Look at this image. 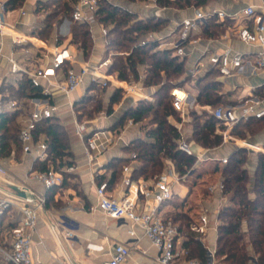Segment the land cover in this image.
<instances>
[{"label": "trees", "instance_id": "obj_1", "mask_svg": "<svg viewBox=\"0 0 264 264\" xmlns=\"http://www.w3.org/2000/svg\"><path fill=\"white\" fill-rule=\"evenodd\" d=\"M25 0H7L8 9L20 7ZM76 0H37L33 12L39 17L31 30L32 35L45 40L52 36L54 28L64 18L70 20L69 43L74 45L82 59H87L92 49V37L88 23L71 19V12ZM135 2L141 0H121ZM206 0H155L162 6L184 8L190 5H200ZM94 20L102 27L109 26L106 34L104 56L111 57L108 72L113 73L120 80H137L139 73L144 74L142 84L145 87H155L154 100H137L129 105L118 119L109 126L115 133L119 132L127 120L142 122L143 134L132 140L123 149L134 157H114L104 167L109 170L108 185L117 181L123 166L131 159L137 165L131 169V181L139 178H155L163 169L165 159H169L179 176L191 171L196 162L194 155L176 149V141L180 137L178 127L174 122L180 120V114L172 106L171 90L175 87H186L193 81L196 89L195 100L200 105H222L226 96L220 93L222 83L216 79L217 69L211 68L192 77L186 72L184 58L174 53V48H159L155 40L148 38L141 43L140 37L150 32H159L167 25V19L157 16L139 18L137 13L124 5L115 4L110 0H97L93 12ZM223 21L208 20V25L201 31V35L215 37L221 31ZM65 37H58L57 43ZM67 64L62 65L64 71ZM101 87L99 83L90 82L85 87L84 94L73 103V110L77 119L92 120L101 111V102L96 99V93ZM2 96L0 102H24L31 96H41V89L30 83L24 74H16L12 79L2 82L0 86ZM122 90L114 88L108 97L105 108L106 115L112 113L113 105L119 102ZM21 106H14L10 111L0 112V160L11 154L17 156L21 150L18 139L19 115ZM190 138L203 148L211 149L222 143V136L216 132L217 128H224L207 110L198 114L189 109ZM85 116V117H84ZM174 120V122L172 121ZM264 125V116L250 117L235 123L230 132L244 136L246 132L256 133ZM35 137H42L47 143V156L43 160H36L32 169L47 170L61 168L73 164L70 143L66 129L59 119L52 115L36 123ZM247 150L235 148L227 157V162L220 168L223 183L222 193L227 197L228 204L217 213V239L214 250L216 262L225 264H264V153L257 152L253 182L244 168L247 162ZM62 172V171H61ZM66 173L62 172V183L45 190L43 208L60 207L59 200L53 195L57 189L66 186ZM74 177V176H73ZM106 178L102 173L96 176L97 184ZM252 183V185H251ZM69 185V184H68ZM251 185V186H250ZM254 197L250 198L249 193ZM53 202V204H52ZM2 215L0 216V245L2 244ZM177 225L178 236L182 235L181 247L183 258H195L206 263L207 250L202 237L190 229L194 222L188 213L178 211L170 218ZM245 223V230L242 224ZM7 227H10L7 225Z\"/></svg>", "mask_w": 264, "mask_h": 264}, {"label": "crops", "instance_id": "obj_2", "mask_svg": "<svg viewBox=\"0 0 264 264\" xmlns=\"http://www.w3.org/2000/svg\"><path fill=\"white\" fill-rule=\"evenodd\" d=\"M115 4L124 5L129 7L130 4H126L121 0H110ZM36 0H25L22 5L26 10L24 16H18L16 12L11 13L8 17L10 22H16L18 28L26 35L29 36L31 41H26L22 44L14 45L10 42L9 38H4L0 53V86L2 82L12 79L15 74H10L8 71L7 57L13 56L20 61H26V63L32 66L44 65L50 61V55H44L45 51L42 44L48 45L54 44L53 37L57 34V26H55L52 36L48 39L42 40L32 35L31 30L34 28L35 22L38 20V16L33 12ZM139 10H144L147 15L163 17L167 19V26L159 33H151L154 37L168 36V43L164 44L168 47L170 43H181L184 46L185 54L180 58H184V66L186 72L192 77L204 74L205 71L210 70L212 66L207 64L205 55L209 54L219 48L230 47L231 49L240 52L245 59L254 60L255 54L259 49L256 44L245 43L238 37V29L243 25L250 24V18H246L242 15V10L246 6H253L256 9L264 10V0H206L203 4L198 6L190 5L184 8L172 7V6H145L143 0L138 5ZM132 7V6H131ZM134 9V8H132ZM223 10L227 15L222 19H217L215 12ZM137 11V10H135ZM138 12V11H137ZM154 12H158L154 14ZM197 12H202L207 15L208 20L213 19L216 21H223L221 27L222 31L215 37H206L201 35V31L207 27L200 26L195 32L188 37L187 40L181 41V21L184 18L194 17ZM144 16L146 14H143ZM64 24H68L67 21ZM90 33L92 37V49L87 59L80 57L78 49L69 43L70 34L67 33L64 40L58 44L59 46H66L68 50L76 57L79 61H88L92 63L99 62L105 58V38L99 34L101 26L96 22L89 24ZM196 39V42H192L190 39ZM168 45V46H167ZM28 49V54L24 53V50ZM202 61L205 63L204 67H197L196 64ZM75 69L78 70L77 65H74ZM250 70V69H249ZM108 71V70H107ZM109 73V72H108ZM113 81H108L105 88L107 89L106 98L109 97L110 93L114 88L122 90L123 98H126L127 104L121 108V113L129 105H134L137 100L142 99L138 94H132L127 92L123 87V83L129 80H120L115 74L109 73ZM63 71L58 72V79H63ZM222 83L220 93L226 96L225 104H237L244 102L246 98L253 96L262 102H264V69H254V71L240 72L230 76L218 75L216 77ZM101 78L96 81H89V76L86 75V86L90 82L99 83L101 87ZM117 83H115V81ZM185 89L189 94V109L193 107L197 109L199 106L202 110L211 108L210 105H200L195 100L196 89L191 85L186 87H180ZM154 91L155 87H142L140 92L151 95L150 92ZM2 93H0V98ZM51 101L56 106L53 111V115L59 119V122L64 126L67 131L70 151L72 153L71 158L74 166V177L72 184L60 187L53 195V198L61 200L62 204L60 207H54L53 213L50 209H44L45 212L38 216L36 221V227L31 233L32 239V264H104L109 258L111 249L116 242L126 244L130 248V253L123 264H159L156 260L157 249L152 245L149 238L143 233L142 228L137 225H131L128 220L115 219L104 215L101 211L95 208L96 205V194L95 185L97 184L96 176L102 173L106 174L104 180L109 179V170L104 167L105 164L114 157H126L130 158L131 154L124 151L123 147L127 146L132 140L143 134L142 122H134L128 124V120L120 129L115 133L109 129L121 115L120 112L116 114L107 115L106 117H99L93 123L84 120L89 128H96L107 130L114 136V142L105 150L103 155L94 161L90 166L87 164L83 144L80 138L75 133L73 124V113L68 107V100L75 101L78 99V92H71L70 95L66 96L62 92L54 91L52 93ZM154 100V99H153ZM10 102V101H9ZM9 102H0V112L3 110L10 111L14 107H10ZM120 104H122L120 102ZM22 112L19 115V120L26 116L30 106L27 99L21 103ZM68 114H64V113ZM210 113V112H209ZM76 116V115H75ZM187 115L185 120L174 122L178 127L180 137L183 138L196 153L203 155L199 162L201 165H207L203 167L202 171L197 172L196 180H201L202 183L208 182L211 179L212 183L206 184V187L202 189V194L194 192L195 184L192 185V189L188 191V184H185L187 177H191L195 169L187 172L186 174L179 176L177 182L172 184V196L169 200L160 204L158 210L159 214L163 217L170 218V216L176 211H184L193 217L194 222H197L201 214H207V229L205 233L201 235L203 244L207 250L213 251L216 246L217 239V225L219 223L217 219V213L220 209L228 204L227 197L222 193V188H218V183L222 182L220 168L223 164L220 159L228 157L231 151L235 148H245L248 153L252 155V160L244 164L251 181L253 182V176L256 166L257 152L261 150H255L252 148H246L247 143L242 141H248L257 146L264 148V125L254 134L246 132L244 136H239L229 133L235 137V141L227 140L214 148L206 149L196 144L190 138V126L188 123ZM69 121L72 123V127L69 128L67 124ZM185 123L188 125H185ZM68 126V129L66 128ZM69 130V131H68ZM247 135V136H246ZM42 138V137H40ZM43 139V138H42ZM244 144V145H242ZM253 146V145H252ZM264 153V152H262ZM132 158V157H131ZM170 164V167L174 169L172 162L169 159H165ZM34 160L28 154L23 153L21 150L17 156L11 154L8 158L1 159L0 165L3 166L7 172V177L10 182L21 183L31 187L38 193H45V188L35 181L28 178V173L33 170ZM225 164V163H224ZM131 169L137 165V161L131 159L129 163ZM124 165V166H125ZM175 171V169H174ZM176 172V171H175ZM131 173V172H130ZM177 173V172H176ZM122 175L113 184H109L107 187L106 194L112 197H120L127 193L128 186L122 184ZM179 175V174H178ZM139 180H144L148 185L152 184L154 178L133 180V183ZM195 180V181H196ZM223 184V183H222ZM4 190L13 192L11 189V183H1ZM187 185V186H186ZM252 185V183H251ZM250 185V186H251ZM223 187V186H222ZM176 198L174 196L176 195ZM3 194L0 192V195ZM58 197V198H57ZM249 197L253 198L254 193L250 192ZM179 198V199H178ZM178 199V200H177ZM194 199V200H193ZM151 200V199H150ZM195 201L197 204L196 208L189 209L191 207V201ZM49 210V211H48ZM2 241L3 245L0 248H9V242L7 237V230L13 225L18 217L19 212L10 208L5 210L2 214ZM61 218H66L70 221V224L63 223ZM132 228L134 233L129 234L128 229ZM245 223L242 224V229L245 230ZM6 233V236H5ZM183 236L179 235L175 242V247L178 252L176 262H182L186 260L183 258V249L181 247V241ZM88 243L100 245V250H91L87 247ZM211 262V259L207 258V263ZM0 264H7L3 261L0 253ZM213 264H225L214 261ZM253 264V262L251 263Z\"/></svg>", "mask_w": 264, "mask_h": 264}, {"label": "built area", "instance_id": "obj_3", "mask_svg": "<svg viewBox=\"0 0 264 264\" xmlns=\"http://www.w3.org/2000/svg\"><path fill=\"white\" fill-rule=\"evenodd\" d=\"M37 1V0H36ZM7 0H0V53L4 38H9L14 45L31 41L29 36L24 34L17 26L16 22H10L8 17L11 13L16 12L18 16H24L26 10L24 5L18 8L8 9ZM97 0H76L71 12V19L77 22L91 24L94 22L93 12L96 8ZM145 6H156L155 0H143ZM158 12H154L156 14ZM158 14H156L157 16ZM217 19L224 18L227 14L223 10L215 12ZM242 15L250 18L249 25H243L238 29V37L245 43L256 44L259 46L254 60L245 59L243 55L231 49L230 47L219 48L205 55L207 64L217 69L222 76H230L240 72L254 71V69H264V10L256 9L253 6H246L242 10ZM70 20L64 18L57 26V34L53 37L54 44H42L45 51L44 55H50V61L44 65L32 66L26 61H20L13 56L7 57L8 71L10 74H24L30 83L41 89V96H31L27 99L30 109L26 116L19 120L18 139L21 151L32 157L34 161L43 160L47 156V143L44 139L34 136L36 123L53 115L56 106L51 101L52 93L59 91L66 96L71 92H78V98L85 92L86 75L89 81L101 80V84L106 86L108 81L113 79L107 75L108 67L111 64V57H105L99 62L92 63L87 60L79 61L66 46L55 44L59 36H65L69 33ZM207 25V15L197 12L194 17L184 18L181 21L182 36L181 41H185L200 26ZM99 34L105 38L107 28L102 27ZM154 36L149 35L148 39L153 40ZM192 42L196 39L191 38ZM142 40L141 43H144ZM168 48H174V53L179 57L185 54L183 44L170 43ZM28 54V49L24 50ZM66 63L67 67L63 71V79H58V72L61 71L62 65ZM74 65H77L78 70ZM197 67H204L205 63L199 61ZM250 69V70H249ZM144 74L139 73L137 80L124 82L122 87L132 94H138L142 99L153 101V97L140 92L143 84ZM115 81V80H114ZM115 83H117L115 81ZM172 106L179 112L181 120H185L188 115L190 94L183 88L175 87L171 90ZM73 100H68V107L73 113V124L75 133L83 144V151L87 164L90 166L94 161L103 155L105 150L114 142V136L111 132L102 129L89 128L84 120H79L73 110ZM15 101H10V107L16 106ZM210 113L217 119L224 128H217L216 132L222 136L223 141L234 140L235 137L229 133L230 128L240 120H246L250 117L260 118L264 116V102L250 96L244 102L237 104H222L210 110ZM131 119L128 124H132ZM246 142V148L261 150L264 148L257 144ZM244 145V144H242ZM253 145V146H252ZM176 149L194 155L196 161L202 159L203 155L196 153L195 150L181 137L176 141ZM131 157H134L132 154ZM222 164L227 162V158L220 159ZM74 166H66L63 171L71 172ZM122 184L128 186L127 193L120 197H112L106 194L108 181L103 180L95 185L96 205L95 208L104 215L115 218L128 220L131 225H137L142 228L143 233L149 238L152 245L157 249L156 260L159 264H213L215 261L214 250L206 253L211 262L203 263L198 259L191 258L182 262H176L178 252L175 242L178 237L177 225L169 218L159 214L161 203L169 200L172 196V184L179 179L178 173L173 168L168 167L154 178L152 184L148 185L144 180L133 183L130 179L131 167L123 166ZM186 174V173H185ZM28 178L35 181L47 189L52 186H59L62 183V172L48 168L47 170H30ZM1 183H8L17 186L26 193V197H18L16 193L8 192L3 189ZM222 182L218 183V188H222ZM0 216L5 210L13 208L19 212L17 221L7 230L9 239V248H0L2 259L7 264H32V239L31 233L36 227V221L41 214L45 196L38 193L31 187L21 183L10 182L7 172L0 165ZM151 199V200H150ZM207 214H201L197 222L190 224V229L199 235L205 233L207 229ZM129 234H133L132 228L128 229ZM87 247L91 250H100L101 246L88 243ZM130 253V248L121 242H116L110 252L109 258L104 264H123Z\"/></svg>", "mask_w": 264, "mask_h": 264}, {"label": "rangeland", "instance_id": "obj_4", "mask_svg": "<svg viewBox=\"0 0 264 264\" xmlns=\"http://www.w3.org/2000/svg\"><path fill=\"white\" fill-rule=\"evenodd\" d=\"M124 3H126V4H130V6L129 7H126V8H128V9H131V10H133V11H135V10H137V11H135L136 13H137V15H138V17L139 18H146V17H148V16H151V15H147V13H145V11L144 10H139L138 9V5H139V3H140V1H135V2H124ZM132 6V7H131ZM132 8H134V9H132ZM143 14H146L145 16L143 15ZM167 26V25H166ZM106 28H107V30H108V28H109V26H106ZM162 30H164V28H162L159 32H161ZM159 32H155V33H159ZM153 34L154 32H150V33H148L147 35L146 34H144L142 37H140V41L142 40V39H145V38H148L149 37V34ZM153 36V35H152ZM167 37L168 36H160V38L159 37H154L153 38V40H155L156 42H157V45H158V47L159 48H163V47H165L166 45H164V44H166V43H168V40H167ZM168 46V45H167ZM189 85H191L192 87H193V81H191L190 83H189ZM104 88H100L96 93H94L95 95H96V99H98V100H100V102H101V104H102V106H101V111L98 113V114H96V117H94L92 120H89V122L90 123H93L97 118H99V117H106L107 115H106V113H105V108H106V106H107V102H108V98H106V95H107V89L105 88V86H103ZM149 90H151V89H149ZM155 91V90H154ZM154 91H150L152 94H154L153 92ZM220 91H221V89H220ZM127 99L126 98H123V94H122V96H121V98H120V100H119V102L118 103H116L115 105H113V111H112V113L111 114H116V113H118V112H120L121 113V108H123V107H125L126 106V104H127V101H126ZM120 102L122 103V104H120ZM224 104H225V102H224ZM17 107L18 106H21V103H18V105H16ZM216 106H218V105H216ZM216 106H213V107H211L210 109H208V112H210V110L212 109V108H214V107H216ZM192 109H194L193 107H191ZM198 114H201L202 113V109H200L199 108V106H197V109H194ZM205 110V109H204ZM65 115L66 114H68V113H64ZM110 114V115H111ZM85 117V116H84ZM191 117L189 116L188 117V123L187 124H189V120H191L190 119ZM186 123H185V125H187ZM68 126H69V128H71L72 127V123H71V121H69V124H67ZM68 126H66V128L68 129ZM188 126V125H187ZM69 131V130H68ZM247 136V135H246ZM233 141V140H232ZM252 160V155L250 154V153H247V162L248 161H251ZM205 165V164H204ZM204 165H201L199 162H195V164H194V167H193V170L195 169V171L193 172V175L191 176V177H187L186 178V181L184 182L185 184H188V191L189 190H191L192 189V185L193 184H195V187H194V192L196 193V195L198 194H202V189L203 188H205L206 187V184H209V182H211L212 183V181H211V179L209 180H207L208 182H205V183H202V181L201 180H196V175H197V172H200V171H202V169H203V167H204ZM205 166H207V165H205ZM168 167H170V164L167 162V161H165V163H164V166H163V169H162V171L163 170H165V169H167ZM64 174L66 173L67 175H66V185H68V184H72V182H74V180H73V176H74V173H73V171H71V172H67V171H63V168H61L60 169ZM161 171V172H162ZM160 172V173H161ZM196 180V181H195ZM190 184H192V185H190ZM59 189H57L56 191H58ZM176 196H177V193H176V195L174 196V198H176ZM58 198V197H57ZM179 199V198H178ZM177 199V200H178ZM54 198H53V202H54ZM59 200V199H58ZM194 200V199H193ZM191 201L192 203H191V207H189V209H192V208H196V202L195 201ZM56 201H57V199H56ZM53 202H52V204H53ZM59 202H60V204H62V202H61V200H59ZM45 203V202H44ZM54 207L55 206H51V207H49V208H47V209H50L53 213H55L54 212ZM44 209V208H43ZM46 209V210H47ZM181 210H185L184 209V207H183V209H181ZM49 211V210H48ZM182 211V212H183ZM176 212H178V211H176ZM42 213H44V212H42ZM56 214V213H55ZM57 215V214H56ZM61 221L63 222V223H69L70 224V221L69 220H67L66 218H61ZM8 234V233H7ZM5 236H6V233H5ZM4 238H2V240H3ZM8 242H9V239L7 240ZM3 242V241H2Z\"/></svg>", "mask_w": 264, "mask_h": 264}, {"label": "water", "instance_id": "obj_5", "mask_svg": "<svg viewBox=\"0 0 264 264\" xmlns=\"http://www.w3.org/2000/svg\"><path fill=\"white\" fill-rule=\"evenodd\" d=\"M11 189L16 193L18 197H26V193L23 190L19 189L17 186L11 185ZM42 212H45V210L42 209Z\"/></svg>", "mask_w": 264, "mask_h": 264}]
</instances>
